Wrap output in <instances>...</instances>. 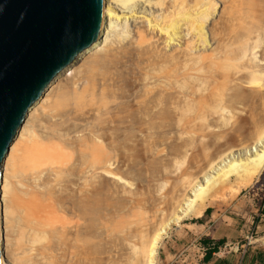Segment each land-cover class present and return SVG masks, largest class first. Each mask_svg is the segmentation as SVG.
<instances>
[{"label": "rangeland", "instance_id": "rangeland-1", "mask_svg": "<svg viewBox=\"0 0 264 264\" xmlns=\"http://www.w3.org/2000/svg\"><path fill=\"white\" fill-rule=\"evenodd\" d=\"M150 1L151 5L149 4L148 6L141 1H137L133 9H136V12L140 15L158 16L162 6L158 4L156 6L154 4L155 0ZM167 2L170 3L171 1L167 0ZM212 2L213 8L211 5V8L207 11V13H210H208L209 17L205 25L204 35L200 36V39L191 33L185 27L186 24L183 23L179 31L181 32L179 33V35L181 34L180 37L175 42L167 43L168 39L165 34L154 33L150 29L149 31L145 22L131 19L128 22L117 24L118 28L116 29L122 27L124 30L122 28L119 29L123 35L118 38L117 36L113 37L116 42H119L115 45L114 55H111L110 58H105L101 62L98 61L96 64L93 60L97 55L101 56L102 54L92 55V58L89 54L77 56L73 63L69 65V72L67 71L63 75L59 74L61 76L57 75L52 80V84L50 83L52 87L59 86L58 89L56 88L58 93L54 94L56 119L69 122L76 128L77 134L88 137L93 135L92 137H96L99 140V144L104 150L114 149L117 158V168L112 170L114 175L106 173H101L100 175L98 192L100 214L94 220L86 222L82 255L67 254L66 257L58 251L59 253L56 252L53 255L55 256L54 259L53 256L51 257L52 259L50 257L48 259H30L26 257L22 260V264H68V262L69 264H117L121 263L123 258L126 257L131 260L134 255L136 257V254L127 248L129 245L125 238L126 234L139 229L140 224L143 223L141 221H149L150 219L151 222L149 221V223L153 224L149 233L151 236L158 229L165 228V234L162 235L159 241L157 250L159 252L158 261L156 264H168L183 249L189 248L188 250L192 253V256L200 254L194 244H200L202 238L190 237L189 232L194 228L192 226L204 223L209 217L219 219L229 216L233 217L234 220L240 219V217L235 215L234 206L243 196L251 194L252 191L250 189L254 191L255 203L264 196V171L260 175L255 176L256 178L253 176L251 183L249 182L247 186L242 187L239 192L234 194L231 187H229L231 184H225L228 178L233 181L232 179L240 172L239 167V169L237 168L238 170L232 168L237 170L236 172L234 171L236 174L231 173L233 170L230 169L231 172L225 176L227 178L221 176H224V173L220 175L224 181L221 178L220 181L218 176L217 183L215 182L217 185L215 183L210 184V187L205 188L206 193L201 192L204 195L216 193L215 195L219 196V199L217 198L215 202H212L213 204L207 205L201 216L185 218L178 225L173 222V219L178 216L179 210L176 205L177 197H182V194L184 195L183 199L190 196L186 191L187 185L192 184L193 180L199 177L203 173L202 171H205L204 169L212 160L216 161L217 159L216 162H218L220 157L223 158L222 152L225 154V151L231 147V149H235L239 144L250 143L257 132L256 130L259 127L262 128L264 124L263 104L256 106L243 105V61L236 60L234 58L237 57H233L237 56L234 55L236 54L234 51L239 46L238 43L241 40L243 41V8L241 14L229 13L230 11L227 12L228 10L223 11L224 0H212ZM139 27H143L147 31L142 38H138L135 34L137 32L136 29ZM198 41L200 42L198 43ZM226 51H228V54H226ZM172 52L178 56L172 58ZM226 57L229 59L222 61L216 59ZM230 57H233V59H230ZM210 58L216 59L219 65L222 63L221 66L225 72H236V83L232 85L225 83L224 85L222 82V86L221 81H217L214 87L219 90L213 87L214 83L211 81H207L211 82L210 86H208L205 77L209 75L208 71L212 69V65L208 61ZM186 72L194 74L197 76L196 78L204 81H201L202 84L195 85V78L184 80L183 76ZM201 76L204 77L202 78ZM79 80L81 81L79 82L81 86H78L79 89L75 93L69 87L72 88L71 86L75 82L78 83ZM199 87H201V92L198 91V89L200 90ZM206 87L207 89L205 90ZM65 89L69 90L64 92ZM212 92L213 94H211ZM201 93L203 95L210 93L211 98L213 95V99L210 98L211 103L205 109L212 114L209 115L210 119L206 117L207 121H205L206 119L203 121L201 117L196 118L197 97L198 95L201 96ZM235 94H239L241 98L233 99L231 96ZM219 97H223V99L225 97L222 104L219 102ZM224 102L225 106H220L224 105ZM190 104L193 106H189ZM187 107L188 109L190 107L189 111ZM220 107L228 110L226 111V109L222 108V112L224 111L222 114V112L218 111ZM191 108L194 109L192 110ZM236 110H240L243 113L245 111V113L243 114ZM250 111L252 115L254 113V119H251ZM217 112L218 114L216 115ZM219 112L220 117H218ZM186 113H188V116ZM221 117H224V119H221ZM185 119L186 122L184 121ZM196 120L204 126L201 131V137L204 135L206 140L200 137V139L204 140L202 144H200V139L196 138L190 130ZM253 123L259 126H257L256 130L254 129L256 126H253ZM184 126L190 127V129L187 128V133L184 132ZM180 133L182 136H187L181 138ZM214 136L218 139L214 138ZM203 144H205V147L207 145L208 148L202 146ZM192 145L193 148H189ZM201 149L204 152L208 149L207 156H204L205 153L202 154ZM188 152V157H184ZM221 153L223 156H221ZM206 157L209 158L207 159ZM198 162L200 163L198 164ZM214 163L213 166L216 165L217 168L219 162ZM211 169L206 170L210 172L211 176H214V174H211L212 171L214 173V170ZM89 174L86 176L88 177L87 181L91 178ZM230 174L231 176H229ZM192 176L194 179L191 181ZM86 183L88 185L86 184L87 186H85V192L90 197L93 192L92 181L90 180ZM224 186L225 188L227 186V188L222 189ZM207 189H210L208 190L209 192ZM185 191L186 193H184ZM170 197L174 198H171L173 200L172 203ZM207 209H210V211L205 214ZM160 219H163L164 222L161 223L163 220ZM197 219L201 220L200 224L192 223L193 220ZM159 223H161V226H159ZM258 235L255 230L251 229L247 240L254 242ZM241 244L243 242H240L239 245L234 242L229 245V248L231 247L237 251L238 249L236 248H239ZM225 248H228V246H223L221 251L224 252ZM69 255L73 256L70 258ZM61 258L66 259V261Z\"/></svg>", "mask_w": 264, "mask_h": 264}, {"label": "bare ground", "instance_id": "bare-ground-1", "mask_svg": "<svg viewBox=\"0 0 264 264\" xmlns=\"http://www.w3.org/2000/svg\"><path fill=\"white\" fill-rule=\"evenodd\" d=\"M137 1H141L144 4H147V6L151 3L150 0H103L101 25H100L101 31H99V36L96 42L91 47H89L87 50H85L78 56L89 54L91 57L92 55L94 56L95 54H102L101 56L97 55V57L93 60L95 64L98 61L101 62L105 60V58H110L111 55H114V51L116 49L115 45L119 43L118 41L116 42V40L113 39V37L117 36L118 38L119 36L123 35L121 34L122 31L119 30L122 28L121 26H120L121 28L116 29L118 28L117 24L118 23L121 24L122 22H128L131 19L134 21L141 20L142 22H145L147 24L146 26H148V30L150 29L154 33L156 32L161 35L165 34L168 39L167 43L175 42L178 39V37H180L181 34L179 35V33L181 32L179 31L183 23L186 24L185 27H187V29L191 31V33L195 34L200 39L204 35L205 25L209 17L208 13L210 12L207 13V11L211 8V5L213 8L212 0H195L191 2H187L186 0H170L172 3L171 2L168 3L167 0H155L154 4H156V6L157 4L159 6H162L160 8V13L158 16L157 15L148 16L146 14L140 15L139 13L136 12V9L135 10L133 9ZM224 1L225 4L223 6V11L228 10L227 12L230 11L229 13L233 12L235 14H241L243 8V38H242L243 41L241 40L238 43L239 46H237V48L235 47L236 51H234V53L236 52V54L234 55L237 56H233V57H237L234 59L243 61V99H242L243 105H251V106L252 105L256 106L261 104L264 105V0H224ZM136 31L137 32H135V34L136 36H138V38H142L144 35H146L147 32L145 28L143 29V27L137 28ZM199 42L200 41H198V43ZM173 52L171 53L172 55L171 54L170 55L172 58H176V56L178 55ZM226 52H227L226 54H228V51ZM231 53H233V51H231ZM233 57H230V59L231 58L233 59ZM200 59L204 60L202 58ZM216 59H220L222 61V60H228L229 58L226 57V58H216ZM216 59L214 60V58H210L208 60L210 65H212V69L208 71L209 75L205 77V81L207 85L210 86V83L212 82L214 83L213 84L214 87V85L217 84L216 83L217 81H221V85L223 83L224 85L225 83L231 85L236 83L237 73L225 72L221 66L222 63H220L219 65V62H217ZM72 63L73 62H71L69 65H71ZM69 65L68 67H65L62 71H60L57 75L59 74L63 75V73H66L68 70H70ZM184 74H185L183 76L184 80L189 78L190 79L195 78L194 79V82H196L195 85H199L200 83L202 84L201 81L203 79L196 78L197 76L189 72H186ZM207 81H211V82H207ZM79 82L81 81L79 80L78 83L75 82L74 85L71 86L72 88L69 87V89L76 93L79 87L81 86V84L79 85ZM50 83L45 88L41 96L35 101V103L28 110L27 114L25 115L21 125L19 126L16 134L14 135L8 147V150L3 158V161L1 162L0 258L2 264H22L23 262L22 260H24V258L26 257L30 259H38V258L48 259V257L51 258L58 251L62 255H65L66 257L67 254L70 255L81 254L82 247L84 245L83 235L85 232L84 229L86 222H88V220H94L100 214L99 199H98V192L100 188L99 179L101 178L100 175L101 173L114 175L112 173V170L117 168L116 167L117 158L115 156L114 149L109 148L104 150L102 146L99 144V140L96 137H92L93 135L92 136L90 135V137H88L85 135L77 134L76 128L73 125L69 124V122L60 121L59 119H56L57 114L55 115L54 113L55 104H56L54 100L55 98L54 94L58 93L56 91V88L58 89L59 86L52 87ZM207 87L205 88V90L207 89ZM199 88L200 90L198 89V91L201 92V87ZM69 89H65L64 92H66ZM213 92L211 94H213ZM211 94L208 93L204 95L202 94L201 96L198 95L197 97L198 104L196 105L197 112H195L197 113L196 118L201 117L203 121L205 119H206L205 121H207L206 117L210 119L209 115L212 114L211 112L206 111L205 109H207L208 105L211 103L210 100ZM231 97H233V99L235 100L241 98L239 94H235L234 96ZM215 98L217 97L215 96ZM211 99H213V95ZM224 99L223 97H219L220 100L219 102H221L222 104ZM191 104L189 106H193ZM214 104H218V103H214ZM220 106L224 107L225 102L224 105H220ZM222 108L220 107V110L218 111L222 112ZM191 109L193 110L194 108ZM223 109L225 110L226 108ZM189 110L190 107L188 111ZM227 110L228 109H226V111ZM236 111L239 112L240 110L239 111L236 110ZM220 112L218 117H220ZM186 114L188 116V113ZM217 114L218 112L216 113V115ZM249 114L252 115L251 111ZM250 115L248 116L250 117ZM253 116L254 113L251 119H254ZM190 118L192 117L190 116ZM222 118L224 119V117H221V119ZM227 120L229 119L227 118ZM184 121L186 122V119ZM254 123L253 126H256L254 125ZM257 126L256 128L254 127L255 130L257 129ZM262 126H263L262 128L258 126L259 129L256 130L257 131L256 133L253 131L255 134L252 132L254 136L252 137V141L250 143L239 144V146L237 148L235 147V149H231L232 148L231 147L230 148L231 150L230 149H228L229 151L226 150L227 152L225 151V154L224 152H222L224 156L221 153V156H223V158L221 157L219 158L218 160L219 163L216 162L217 159L216 161L212 160L213 163L214 162L218 163L217 168L216 165L213 166L212 161H211L212 164L211 163L208 164V166L211 167L207 166L206 169L210 170L212 168L211 170H214V173L212 171L211 174H214V176H211L210 172L207 171L206 169H204L206 172L202 171L203 173L199 177L195 178V180H193L194 175L192 176V179L190 180L191 181L193 180L194 182L192 183L190 181V183L192 184L189 185L187 183L189 187L188 185H187L188 188L186 187V191L188 195H190L189 197L191 199L189 197H186V195L185 197L187 199L186 198L183 199L182 198L184 196L183 194L182 197L180 196L181 199L180 197H177L178 199L176 198L177 204L176 203L175 204L179 207V210L177 213L178 216L173 219V222L175 224L178 225L180 221L188 217L201 216L208 204L210 205L212 202H215L217 198L219 199V196L215 195L216 193L214 192H213L214 194L212 193L210 195L206 194L207 196L204 195L203 193L201 194V192L206 193L205 188L210 187V184H214L215 182L217 183L216 180L218 176H219L218 179L220 178L222 179V177L227 176V174L231 172L230 169L232 168L237 169L238 167L240 168V169L238 168L240 172L237 174L234 173V171L236 172L238 169L237 170L232 169L233 171L231 173L236 174L234 179H232L233 181H231V178H228L227 180L225 179L226 180L225 184L227 183L231 184V186L229 187H231L232 192L235 194L239 192L242 187L247 186V184L251 180L253 181V176L254 177L258 176L264 171V124ZM206 127L208 128V126ZM187 128L190 129L189 126H184L185 133H187ZM203 128L204 126L199 124V122L196 120L192 124L190 130L196 138L200 139L201 131L203 130ZM183 136L181 134V138H183ZM202 136L203 137L201 138L206 140V138H204V135ZM217 137L214 136V138ZM204 140L200 139L201 142L200 144H202V141ZM204 145L205 144H203L202 146ZM204 147L203 149H205L207 145L205 148ZM189 148L192 149L193 145L192 147L189 146ZM203 149H201L202 154L205 153L204 156H207L206 154L208 149L205 150L206 152H204ZM189 152L184 157L187 158ZM206 158L208 159L209 157ZM200 162H198V164ZM223 173L225 174L224 176L221 175ZM88 174L91 177L90 180L92 181V187H93L92 188L93 192L90 197H88V195L85 192V186L88 185L86 182L90 181V180L87 181L88 177L86 176H88ZM220 175L222 177H220ZM229 176H231V174ZM222 181H224V179H222ZM224 188L225 186L222 189ZM222 189L220 188V190ZM208 190L210 189H207V191ZM186 191L184 193H186ZM196 197L198 198L196 199ZM171 198L172 197H170V201L172 203L173 200H171ZM123 216L125 217V215ZM149 221H144V220L141 221L143 223L140 224L139 229L130 231L126 234L125 238L129 245L127 248H129L131 251H134L136 257L134 255V258L132 257L131 260L128 257L123 258L121 263L119 262L117 264H156L157 263L158 253H159L157 252V250L159 247V241L162 238V235L165 234V228L159 227L160 229L158 230L156 229L157 231L155 232V234L151 236L149 233H150L151 225L153 224H150ZM163 222L164 220L161 223ZM161 223H159L160 224L159 226H161ZM105 230L107 231V229ZM124 242L126 243V241ZM72 256H70V258ZM54 257L55 256H53V259ZM61 259L63 260L64 258ZM64 261H66V259H64Z\"/></svg>", "mask_w": 264, "mask_h": 264}, {"label": "water", "instance_id": "water-1", "mask_svg": "<svg viewBox=\"0 0 264 264\" xmlns=\"http://www.w3.org/2000/svg\"><path fill=\"white\" fill-rule=\"evenodd\" d=\"M102 1L0 0V166L48 84L96 42Z\"/></svg>", "mask_w": 264, "mask_h": 264}, {"label": "crops", "instance_id": "crops-1", "mask_svg": "<svg viewBox=\"0 0 264 264\" xmlns=\"http://www.w3.org/2000/svg\"><path fill=\"white\" fill-rule=\"evenodd\" d=\"M235 215L233 217L214 219L209 217L204 223L194 227L189 234L192 238H207L213 244L223 240L222 246L218 247V252L214 253L208 262H203L205 248L200 244H194L199 255L189 252L188 249L181 250L173 261L168 264H264V196L255 203V194L243 196L234 206ZM243 215V216H242ZM243 220V221H242ZM237 223V224H236ZM253 229L258 237L254 242L248 239L249 231ZM236 242H243L237 251L229 248V245ZM223 246L224 252L221 251Z\"/></svg>", "mask_w": 264, "mask_h": 264}, {"label": "trees", "instance_id": "trees-1", "mask_svg": "<svg viewBox=\"0 0 264 264\" xmlns=\"http://www.w3.org/2000/svg\"><path fill=\"white\" fill-rule=\"evenodd\" d=\"M210 211V209H207L205 211V214H208ZM262 213L264 214V208L262 210ZM192 223H201V220L200 219H197V220H193ZM200 243L201 245L205 248V255H204V258H203V262H208L212 255L216 252H218V247L222 246L224 241L223 240H220L219 242L213 244V246H210L212 244V242L207 239V238H203L200 240Z\"/></svg>", "mask_w": 264, "mask_h": 264}, {"label": "built area", "instance_id": "built-area-1", "mask_svg": "<svg viewBox=\"0 0 264 264\" xmlns=\"http://www.w3.org/2000/svg\"><path fill=\"white\" fill-rule=\"evenodd\" d=\"M250 190L252 191L251 194L254 193V191L252 189H250Z\"/></svg>", "mask_w": 264, "mask_h": 264}]
</instances>
